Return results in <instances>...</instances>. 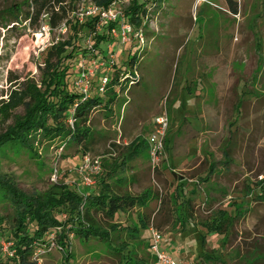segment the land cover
Returning <instances> with one entry per match:
<instances>
[{
  "label": "rangeland",
  "instance_id": "374dc122",
  "mask_svg": "<svg viewBox=\"0 0 264 264\" xmlns=\"http://www.w3.org/2000/svg\"><path fill=\"white\" fill-rule=\"evenodd\" d=\"M22 1L0 0V13ZM139 1L148 12L142 23L123 19L135 28L130 41L111 35L100 53L92 47L95 34L85 28L79 34L86 36L83 47L67 62L73 71L69 85L73 81L77 90L82 66L104 62L89 83L90 93L100 94L102 77H112L116 68L123 71L125 60L141 47L140 85L130 90L126 86L112 110L98 107L92 113L93 138L80 151L76 146L63 149L58 139L36 144L33 151L3 147L0 181L28 195L46 193L56 184L86 194L99 188L101 178L117 165L119 173L107 180L117 191L151 192L146 208L121 211L112 220L96 215L104 227L139 226L136 237L125 229L114 231L109 241H85L70 234L71 255L63 247L48 248L41 264H153L151 226L163 233L160 246L182 264H264V201L257 197L258 184L264 182V0ZM132 2L113 3V11L121 16ZM91 3L77 5L70 15L73 22L90 16L82 9ZM109 23L100 21L98 33H106ZM74 31L65 23L52 29L46 21L38 28L26 21L0 25V134L25 113L26 106L20 104L3 114L13 90L21 91L28 82L40 86L48 48L68 40ZM136 32H142L143 45ZM164 111L170 118L166 154L154 167L148 137L155 117ZM137 138L145 143L129 158ZM85 175L91 177L90 184ZM221 210L228 215L222 217ZM14 214L12 198L0 183L3 259L12 251ZM221 218L225 233L205 226ZM122 244L126 247L120 253L115 248Z\"/></svg>",
  "mask_w": 264,
  "mask_h": 264
},
{
  "label": "trees",
  "instance_id": "16d2710c",
  "mask_svg": "<svg viewBox=\"0 0 264 264\" xmlns=\"http://www.w3.org/2000/svg\"><path fill=\"white\" fill-rule=\"evenodd\" d=\"M84 1L24 0L15 2L0 13L3 19L0 25L5 28L15 22L22 24L25 21L30 27L38 28L43 21H46L52 29L65 23L75 30L71 38L53 43L48 48L42 68L41 85L34 82L24 83L21 91L13 90L11 100L3 104V114H9L20 104H24L26 109L24 114L16 118L12 126L0 134V150L11 144L33 151L36 144L58 139L63 142V149L66 146H76L80 151L87 147L93 138L92 113L98 107L112 110L119 100L120 92L126 86L130 90L132 86L140 85L142 75L138 71V65L141 47L138 52L128 56L123 71L118 68L114 70L104 92L92 95L89 91L86 95L76 87L74 88L73 81L71 86L69 85L68 76L73 71L70 70L71 66L67 60L76 56L86 39L85 35H79L80 31L86 28L94 33L95 40L92 47L102 53L101 44L109 41L112 29L119 27L125 17L130 19L132 24L140 25L148 13L143 2L133 0L122 17L115 22H110L106 33L99 34L97 26L101 21V12L108 10L114 0H90L100 10L94 15L86 16L82 21L78 18L73 22L70 17L71 12ZM230 6L234 13H238L236 4L230 1ZM138 138L132 143L129 158L138 155L141 145L145 143L144 140ZM124 164L125 161L121 163V165ZM118 167L116 165L106 177L101 178L99 188L86 194L71 189L65 184H56L46 193L28 195L17 191L11 184L0 181L8 196L12 198L15 207L11 235L13 254H8L6 259L0 257V264H38L34 258L36 244H47L50 241L52 230L55 233V241L67 253L70 249V242H68L70 234L85 241L92 238L109 241L112 233L120 229L127 230L133 237L139 235V226L121 227L113 223L109 227H104L96 217L97 214H101L106 219L112 220L121 211L126 212L136 207L146 208L152 200L151 192L148 190L141 194L117 191L114 184L107 180L119 173ZM213 169L214 165L211 166V171ZM258 186L261 191L257 197L264 201V182ZM249 191L251 192L252 189L249 188ZM218 213L222 217L228 215L225 210ZM63 214L66 217H62ZM139 217L144 227H147L143 213H139ZM224 220L223 218L218 222L212 220L206 222L205 226L212 232L225 233L226 222ZM181 223L184 224V221ZM125 247L126 245L122 244L121 247L115 249L121 253ZM209 257L211 255H205V258ZM197 264H203V261L198 260Z\"/></svg>",
  "mask_w": 264,
  "mask_h": 264
},
{
  "label": "built area",
  "instance_id": "2783aa9c",
  "mask_svg": "<svg viewBox=\"0 0 264 264\" xmlns=\"http://www.w3.org/2000/svg\"><path fill=\"white\" fill-rule=\"evenodd\" d=\"M121 0H115L113 3H117ZM123 1H130V0H123ZM113 7L111 6L108 10H103L101 12V22L102 21H110L115 22L119 17L120 11H113ZM99 7L91 3V5L86 6V8L82 9L83 15H94L99 11ZM135 32L134 26L129 22L123 20L119 27H115L112 29V35L114 37H118L121 39L122 42H127L131 40L132 34ZM135 36L140 41V43L143 45L145 43L144 36L142 32H136ZM97 60L93 61V64L91 66L86 67L85 65L82 66V72L80 73L79 77L77 78V81L75 82L76 85L79 87V91L83 92L87 95L90 91V78L97 72L98 69H100V64L104 66V62L97 63ZM107 65V64H106ZM109 76L104 75L101 79V83L99 86L100 92H104L107 82L109 81ZM170 125V118L167 114V112H162L161 114L157 115L154 119V126L153 130L150 133L148 137V143H149V149H150V157L154 162V167L158 165V163L162 160L163 157H165L166 154V137L168 133ZM84 159L86 161H89L91 158H89V155H85ZM95 163H99V158L95 160ZM85 181L87 183H91V177L89 175L84 176ZM151 232V250L154 256L153 264H182L179 262L171 253H169L166 249H163L160 246V241L162 238V232L154 227H150ZM12 245V243H11ZM54 247L61 248V246L55 241L54 234H51L50 241L42 245L41 243L36 244V253L34 258L37 260L38 264H41V255L42 253L46 252L48 248L52 249ZM10 254H13V250L10 252Z\"/></svg>",
  "mask_w": 264,
  "mask_h": 264
},
{
  "label": "crops",
  "instance_id": "0c3cea01",
  "mask_svg": "<svg viewBox=\"0 0 264 264\" xmlns=\"http://www.w3.org/2000/svg\"><path fill=\"white\" fill-rule=\"evenodd\" d=\"M150 203V202H149ZM143 209V208H142Z\"/></svg>",
  "mask_w": 264,
  "mask_h": 264
}]
</instances>
